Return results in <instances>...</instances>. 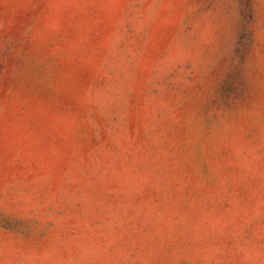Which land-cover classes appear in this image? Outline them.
Wrapping results in <instances>:
<instances>
[{
    "label": "rangeland",
    "instance_id": "rangeland-1",
    "mask_svg": "<svg viewBox=\"0 0 264 264\" xmlns=\"http://www.w3.org/2000/svg\"><path fill=\"white\" fill-rule=\"evenodd\" d=\"M0 264H264V0H0Z\"/></svg>",
    "mask_w": 264,
    "mask_h": 264
}]
</instances>
